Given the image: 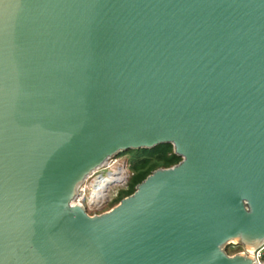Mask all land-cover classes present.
<instances>
[{"label": "water", "instance_id": "1", "mask_svg": "<svg viewBox=\"0 0 264 264\" xmlns=\"http://www.w3.org/2000/svg\"><path fill=\"white\" fill-rule=\"evenodd\" d=\"M163 144L180 161L110 210L75 202L113 157ZM261 248L264 0H0V264Z\"/></svg>", "mask_w": 264, "mask_h": 264}, {"label": "trees", "instance_id": "2", "mask_svg": "<svg viewBox=\"0 0 264 264\" xmlns=\"http://www.w3.org/2000/svg\"><path fill=\"white\" fill-rule=\"evenodd\" d=\"M127 153L131 154L129 163L132 175L128 181L126 190L121 192L119 198L116 199V204L118 201L131 195L135 187L150 175L151 172L159 168H169L180 161V158L173 153L170 144L159 145L153 149L132 150ZM262 259L264 261V251Z\"/></svg>", "mask_w": 264, "mask_h": 264}, {"label": "bare ground", "instance_id": "3", "mask_svg": "<svg viewBox=\"0 0 264 264\" xmlns=\"http://www.w3.org/2000/svg\"><path fill=\"white\" fill-rule=\"evenodd\" d=\"M110 164V160L107 161L104 165L106 169ZM118 168V167H117ZM97 173V172H96ZM93 174L89 177L81 186L80 193L75 202L82 204L87 194V188L91 187L93 191L90 196L87 198V205L89 207L100 208L105 201L109 198L111 189L116 185H123L126 181V178L123 177V170L119 169L118 171H113L110 173L101 172L100 174ZM83 205V204H82ZM249 255H252L254 250L247 249Z\"/></svg>", "mask_w": 264, "mask_h": 264}, {"label": "rangeland", "instance_id": "4", "mask_svg": "<svg viewBox=\"0 0 264 264\" xmlns=\"http://www.w3.org/2000/svg\"><path fill=\"white\" fill-rule=\"evenodd\" d=\"M130 159H131V154H129L127 152L122 153V154L110 159V164L106 169L102 168L97 172L98 174H100L101 172L110 173V172L118 171L119 169H121V170H123V177L126 178V181L123 185H116L111 189V192L109 194V198L105 201V203L101 206L100 209L87 206V198L86 197L90 196L91 192L93 191V189L91 187H88L86 189L87 194L84 197L85 199L82 200V204L87 209L89 214H99L101 212H106L119 203V201H118V203L116 204L115 201H116V199L119 198L120 193L126 190L127 185H128V181L132 175V172L130 170V163H129ZM241 251H242V249L240 248V246H237L234 244L226 246V252L228 253V255H234V254L239 253Z\"/></svg>", "mask_w": 264, "mask_h": 264}, {"label": "built area", "instance_id": "5", "mask_svg": "<svg viewBox=\"0 0 264 264\" xmlns=\"http://www.w3.org/2000/svg\"><path fill=\"white\" fill-rule=\"evenodd\" d=\"M263 251H264V248H261V249L254 251L253 254L251 255L254 258L256 264H264V261L262 259Z\"/></svg>", "mask_w": 264, "mask_h": 264}, {"label": "flooded vegetation", "instance_id": "6", "mask_svg": "<svg viewBox=\"0 0 264 264\" xmlns=\"http://www.w3.org/2000/svg\"><path fill=\"white\" fill-rule=\"evenodd\" d=\"M88 206V205H87ZM89 207V206H88ZM101 208V207H100ZM100 208H97V209H100ZM86 211H87V209H86ZM87 213H88V211H87ZM101 213H103V212H101ZM101 213H99V214H101ZM89 214V213H88ZM89 215H95V214H89Z\"/></svg>", "mask_w": 264, "mask_h": 264}]
</instances>
